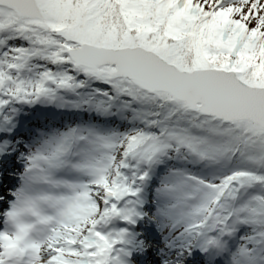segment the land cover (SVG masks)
<instances>
[{
	"label": "snow or ice",
	"instance_id": "obj_1",
	"mask_svg": "<svg viewBox=\"0 0 264 264\" xmlns=\"http://www.w3.org/2000/svg\"><path fill=\"white\" fill-rule=\"evenodd\" d=\"M0 264H264V0H0Z\"/></svg>",
	"mask_w": 264,
	"mask_h": 264
}]
</instances>
